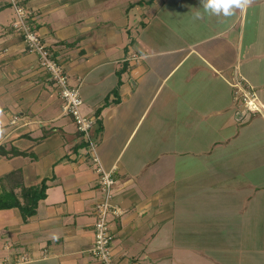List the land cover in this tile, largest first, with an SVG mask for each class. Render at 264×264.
<instances>
[{
  "label": "crops",
  "instance_id": "crops-1",
  "mask_svg": "<svg viewBox=\"0 0 264 264\" xmlns=\"http://www.w3.org/2000/svg\"><path fill=\"white\" fill-rule=\"evenodd\" d=\"M24 3L96 116V150L0 0V193L47 185L27 221L0 209V264H102L99 163L124 209L111 225L117 264H264V221L254 238L248 227L264 218V157L238 147L258 116L239 89L264 102V0Z\"/></svg>",
  "mask_w": 264,
  "mask_h": 264
},
{
  "label": "built area",
  "instance_id": "built-area-1",
  "mask_svg": "<svg viewBox=\"0 0 264 264\" xmlns=\"http://www.w3.org/2000/svg\"><path fill=\"white\" fill-rule=\"evenodd\" d=\"M9 2L15 10L14 29L22 35L27 49L38 55L40 65L49 71L52 80L60 86L59 93L64 100L66 113L74 118L78 129L86 136L90 144V151H95L96 143L92 140L91 129L96 116L84 111V99L79 87L71 85L64 68L58 63L47 44L43 41L31 21L32 12L24 3V0H9ZM243 87V89H239V94L244 108L264 119V102L259 100L255 87L246 83ZM94 159L96 162L99 161L98 156H95ZM98 171L101 174L102 197L96 205L95 240L91 252L102 264H117L112 250L114 236L111 225L116 218L124 213V209L113 201L116 179L112 173L106 171L100 163Z\"/></svg>",
  "mask_w": 264,
  "mask_h": 264
},
{
  "label": "trees",
  "instance_id": "trees-1",
  "mask_svg": "<svg viewBox=\"0 0 264 264\" xmlns=\"http://www.w3.org/2000/svg\"><path fill=\"white\" fill-rule=\"evenodd\" d=\"M20 171H14L3 177L9 178L18 174ZM46 183L43 181L39 187H25L22 185L20 194L14 189L0 193V209L18 207L21 211L22 218L27 221L36 213L39 201L46 196Z\"/></svg>",
  "mask_w": 264,
  "mask_h": 264
},
{
  "label": "rangeland",
  "instance_id": "rangeland-1",
  "mask_svg": "<svg viewBox=\"0 0 264 264\" xmlns=\"http://www.w3.org/2000/svg\"><path fill=\"white\" fill-rule=\"evenodd\" d=\"M9 1V0H8ZM10 3V2H9ZM12 6V5H11ZM13 7V6H12ZM29 8V7H28ZM14 10V8H13ZM30 10V9H29ZM14 13H15V10H14ZM17 32V31H16ZM19 33V32H17ZM17 116H14V118L12 119V123H15L16 120H17ZM253 122L250 126H246L245 125H241L242 126V129H244V132L242 135H240V137L238 138V142H239V145L238 147H241L243 149V146H245V149H247L248 151H251V150H254V151H257L258 155L257 156H261V157H264V150H263V147L261 146V143L262 145L264 144V142L262 141L263 140V137H260L263 133L261 132V128H263V125H264V119L261 118L259 115L254 117L253 118ZM262 133V134H261ZM240 138L241 139H244V138H248L247 139V142H241L240 143ZM257 138V139H255ZM252 139V143L250 142ZM252 146L254 147V149L252 148ZM215 203V202H214ZM214 203H211V204H214ZM232 203V202H231ZM259 204V203H258ZM258 204H256L254 207H256ZM215 208V207H214ZM218 208V206L216 207ZM257 212H259V210H257ZM255 217V218H253ZM253 218V219H252ZM252 220V222H251ZM264 221V218H261L259 216H256V214H254V216H252L249 221H248V227L251 228V231L253 233V238L256 237V236H259V235H255L256 232H258L256 230V227L261 224L262 222ZM249 236V235H248ZM261 236V235H260Z\"/></svg>",
  "mask_w": 264,
  "mask_h": 264
},
{
  "label": "clouds",
  "instance_id": "clouds-1",
  "mask_svg": "<svg viewBox=\"0 0 264 264\" xmlns=\"http://www.w3.org/2000/svg\"><path fill=\"white\" fill-rule=\"evenodd\" d=\"M224 2H226V0H224ZM214 3H215V0H208V3H206L205 5V8L206 9H214ZM226 15H229L230 13H225ZM199 15V14H197Z\"/></svg>",
  "mask_w": 264,
  "mask_h": 264
},
{
  "label": "snow or ice",
  "instance_id": "snow-or-ice-1",
  "mask_svg": "<svg viewBox=\"0 0 264 264\" xmlns=\"http://www.w3.org/2000/svg\"><path fill=\"white\" fill-rule=\"evenodd\" d=\"M221 3H224V0H221Z\"/></svg>",
  "mask_w": 264,
  "mask_h": 264
}]
</instances>
